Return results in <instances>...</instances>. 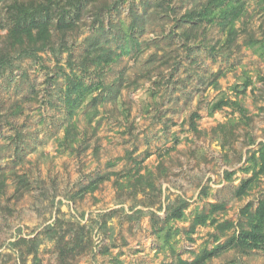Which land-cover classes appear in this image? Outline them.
I'll use <instances>...</instances> for the list:
<instances>
[{"label":"rangeland","instance_id":"obj_1","mask_svg":"<svg viewBox=\"0 0 264 264\" xmlns=\"http://www.w3.org/2000/svg\"><path fill=\"white\" fill-rule=\"evenodd\" d=\"M263 146L264 0H0V264H264Z\"/></svg>","mask_w":264,"mask_h":264},{"label":"trees","instance_id":"obj_2","mask_svg":"<svg viewBox=\"0 0 264 264\" xmlns=\"http://www.w3.org/2000/svg\"><path fill=\"white\" fill-rule=\"evenodd\" d=\"M14 10L17 12L16 21H14V27L10 30L9 35L7 37L8 43L12 47H18L21 51L23 49L25 56L34 57L35 52L32 51V48L39 45L37 50H42L48 47V22H39L36 23L34 19V7L31 5L18 4L17 2L13 4ZM210 5V3H209ZM203 10L199 13L200 15L205 16L209 11V7L203 6ZM227 14H230L227 12ZM231 15V14H230ZM192 18L191 15L187 16ZM232 19L238 18L237 15L230 16ZM31 23H28V21ZM229 23V22H228ZM232 25V26H231ZM231 28L228 31V37L232 38L234 35L233 24H230ZM35 31V33H34ZM27 41L28 43L26 44ZM29 50V52L27 51ZM219 107L218 104L212 106V109H217ZM261 154L263 155L264 160V146L262 147ZM264 171V166L261 172ZM246 185L241 188V193ZM253 224L251 225L249 230H242L240 235L236 238H232L227 243H232L233 247L239 249L246 250H255L261 249L264 250V203H261L257 208L254 216H253ZM211 252H203L202 256L197 257L194 261L188 263L184 262V264H203L205 261V255ZM207 257V256H206Z\"/></svg>","mask_w":264,"mask_h":264}]
</instances>
